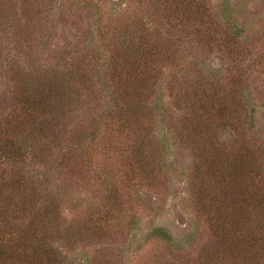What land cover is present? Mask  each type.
<instances>
[{"label":"rangeland","instance_id":"1","mask_svg":"<svg viewBox=\"0 0 264 264\" xmlns=\"http://www.w3.org/2000/svg\"><path fill=\"white\" fill-rule=\"evenodd\" d=\"M105 1L101 16L94 17L77 7L78 0H0V139L8 122L22 116L25 83L44 85L58 71V86L76 95L58 106L56 121L36 120L24 129L28 146L42 152L44 169L52 166L50 186L41 188L60 204V223L69 237L62 246L65 264H197L200 242L217 251L214 262L242 264L225 258L214 242L205 186L218 177L196 153L198 140L188 146L181 137L180 144L159 152L157 136L179 131L176 96L182 84L198 87L202 81L205 89L214 87L212 79L220 80L217 103L229 111L241 106L242 133L264 163V0ZM123 10L144 22L149 48L160 54L153 62L158 86L151 97L141 98L146 108L139 112L137 96L125 90L123 70L101 65L113 56V46L104 51L112 43L108 27L116 28L112 21H121ZM215 30H226L239 48L210 42ZM229 126L220 138H211L218 147L236 136ZM21 167L37 187L46 180L35 161L15 166L0 152V185L8 204ZM261 197L264 205V187ZM84 224L91 226L88 232L82 231ZM24 228L19 221L12 231L24 235ZM156 230L171 235L174 247L160 241Z\"/></svg>","mask_w":264,"mask_h":264},{"label":"trees","instance_id":"2","mask_svg":"<svg viewBox=\"0 0 264 264\" xmlns=\"http://www.w3.org/2000/svg\"><path fill=\"white\" fill-rule=\"evenodd\" d=\"M105 3H107L105 0H78L76 5L80 10L86 11L94 17H100L102 6ZM152 8L156 7L152 6ZM12 10H15V7ZM121 12L118 15L121 21H112L116 28L108 27L111 31L110 41L112 43L110 42L104 51L109 53V48L113 46L111 50L113 56L101 62V65L105 63V66H108V71L116 70L118 67L123 70L125 90L128 92L127 88H129L133 91V95L137 96L135 99L138 105H135L134 108L136 112H139L140 109L143 111L146 108V103L139 102L141 98L146 95L151 97L152 90L158 86V76L155 74L157 65L153 62L158 59L157 56L159 57L160 54L157 48H149L151 38L142 34L145 32L144 22L139 20V17L134 13L130 16L127 15L126 10ZM111 14H108L109 18ZM124 14L128 16L125 19ZM154 21L158 22L160 19L154 18ZM226 30H215L212 34L209 33L208 40L214 44H220L221 49L224 47L223 45L229 49L231 47L239 48L240 42L236 44L235 39L231 37L230 33H226ZM166 52L167 48L163 56L166 55ZM146 62L151 63L152 67L148 66ZM51 75V78H47L49 82L45 79L47 83L44 85L41 84L43 81L25 83L21 91L22 116L14 117L12 123L8 122L7 130L1 134L0 152L15 166L20 167L21 163L35 161L44 169L42 152L39 154L33 147L28 146L31 143L25 141L27 135L24 129L29 124L36 123V120H41L42 124H49L53 119L56 121L61 116L57 111L58 106L67 103L64 101L66 97L76 96L66 88L58 86L62 82L58 78V71H54ZM190 80L192 79L189 78ZM212 81L214 87L210 84L211 88L203 89L206 85H202V81L198 87L190 81L189 86H185L184 83L178 88L176 103H178L180 111L177 121L180 123L179 131L176 135L173 132L169 135L170 131L163 135L158 131L157 150L164 151L169 143H179L181 137H185L184 142L188 146H192L191 139L198 140L196 153L207 164L215 167L213 175L218 177L215 180L216 184L208 180V184L205 186L207 196L211 198L209 208L212 218L209 221H211L214 242L216 243L217 240L220 243V251L228 260L236 262L237 259H240L242 264H254L261 260L264 264V205L261 197L264 187V163L253 156L242 133V121L237 116V109H240L241 106L237 104L233 111H229L226 106L217 103L220 92L218 93L216 87L221 81L218 80L217 83L213 79ZM103 84H105L104 81ZM87 90L89 89L86 88L85 92ZM106 90L108 95L113 98L114 93L111 88ZM87 97L90 96L87 95ZM63 114L64 112H62ZM24 115L27 117L26 122L23 119ZM226 123L230 124L229 127L234 128L236 136L230 144L218 147L211 141V138L215 136L220 138V133L225 131ZM51 167L49 165L44 169L46 180L40 187H37L33 177L26 175L25 168L21 167V172H17L18 175L12 179L11 196L13 199L10 204H8L2 185H0V264L66 263L62 246L69 242V237L67 238L66 231L60 223V204L56 198L45 197L43 192L46 191V188H41L42 185L50 186L47 182L48 176L51 175ZM108 183L109 181L106 182V184ZM235 185L240 187L237 189ZM108 188H112V186ZM214 192H216L215 197H212ZM19 221L25 227L24 235H18L12 231ZM13 222L15 224H12ZM200 224L199 222V226ZM214 224L217 226L214 227ZM89 228L91 226L84 224L82 231L88 232ZM200 228L197 229V233L200 232ZM154 235L163 243L174 247V240L168 233L156 230ZM204 245L200 242L201 247L196 251L197 256L198 254L202 256L201 261L197 264H219L222 261L220 258L218 262H214L217 258V251L213 253L208 250L211 249L210 246L203 248ZM249 245L250 253L252 249L253 256L248 252Z\"/></svg>","mask_w":264,"mask_h":264}]
</instances>
